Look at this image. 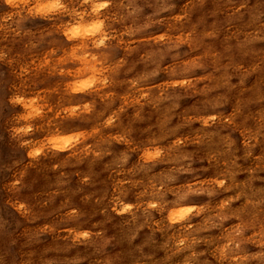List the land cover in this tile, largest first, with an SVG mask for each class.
Instances as JSON below:
<instances>
[{
	"label": "clouds",
	"instance_id": "9594fccd",
	"mask_svg": "<svg viewBox=\"0 0 264 264\" xmlns=\"http://www.w3.org/2000/svg\"><path fill=\"white\" fill-rule=\"evenodd\" d=\"M0 264H264V0H0Z\"/></svg>",
	"mask_w": 264,
	"mask_h": 264
}]
</instances>
